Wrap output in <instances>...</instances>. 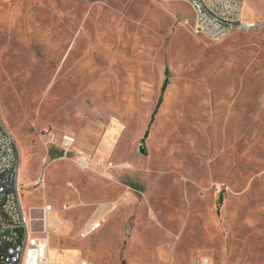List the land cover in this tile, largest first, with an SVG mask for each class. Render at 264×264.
Instances as JSON below:
<instances>
[{"label": "rangeland", "instance_id": "rangeland-1", "mask_svg": "<svg viewBox=\"0 0 264 264\" xmlns=\"http://www.w3.org/2000/svg\"><path fill=\"white\" fill-rule=\"evenodd\" d=\"M242 20L215 41L184 1L0 0V114L55 262L264 264V0Z\"/></svg>", "mask_w": 264, "mask_h": 264}, {"label": "built area", "instance_id": "built-area-1", "mask_svg": "<svg viewBox=\"0 0 264 264\" xmlns=\"http://www.w3.org/2000/svg\"><path fill=\"white\" fill-rule=\"evenodd\" d=\"M160 1L190 4L194 11L195 33L215 41L245 26L242 19L246 0ZM44 138L63 159L74 158L82 171L93 166L94 160L78 150L74 135L47 131ZM113 169L114 164L107 166L109 172ZM39 184L45 185V179L41 178ZM25 189L20 148L0 114V264H58L51 258L48 240L34 230L32 220L27 217L23 205ZM46 212H52V208L47 207ZM90 228L96 232L101 223L97 221Z\"/></svg>", "mask_w": 264, "mask_h": 264}, {"label": "trees", "instance_id": "trees-1", "mask_svg": "<svg viewBox=\"0 0 264 264\" xmlns=\"http://www.w3.org/2000/svg\"><path fill=\"white\" fill-rule=\"evenodd\" d=\"M169 72H168V70L166 71V80H165V82H164V84H163V87H162V91H161V97H160V100H159V103H158V107H159V105L162 103V101H163V95H164V93L166 92V90H167V88H168V86H169V84H170V80H169ZM158 107H157V109L155 110V112H154V114H153V116H152V122H153V120H154V117H155V115H156V113H157V110H158ZM152 122H151V124H152ZM148 137V132L146 133V136H145V138H147Z\"/></svg>", "mask_w": 264, "mask_h": 264}, {"label": "bare ground", "instance_id": "bare-ground-1", "mask_svg": "<svg viewBox=\"0 0 264 264\" xmlns=\"http://www.w3.org/2000/svg\"><path fill=\"white\" fill-rule=\"evenodd\" d=\"M57 226H59V223L57 224ZM50 247V246H49Z\"/></svg>", "mask_w": 264, "mask_h": 264}]
</instances>
